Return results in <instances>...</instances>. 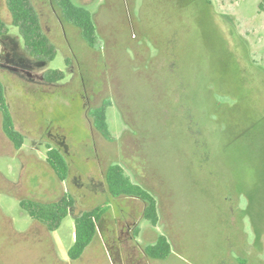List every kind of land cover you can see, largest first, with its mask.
I'll return each mask as SVG.
<instances>
[{
  "label": "rangeland",
  "instance_id": "obj_1",
  "mask_svg": "<svg viewBox=\"0 0 264 264\" xmlns=\"http://www.w3.org/2000/svg\"><path fill=\"white\" fill-rule=\"evenodd\" d=\"M30 1L55 56L35 63L0 0V80L24 137L15 149L0 128V264H264V0H73L92 12L93 48L56 0ZM103 99L113 141L87 114ZM113 162L156 197V226L140 200L109 195ZM64 192L74 204L49 233L20 205ZM95 206L107 212L72 260L74 218ZM160 233L171 254L149 260Z\"/></svg>",
  "mask_w": 264,
  "mask_h": 264
},
{
  "label": "trees",
  "instance_id": "obj_2",
  "mask_svg": "<svg viewBox=\"0 0 264 264\" xmlns=\"http://www.w3.org/2000/svg\"><path fill=\"white\" fill-rule=\"evenodd\" d=\"M59 18L63 24L77 29L83 42L93 48L96 42V26L92 12L88 7L77 4L73 0H56ZM11 23L18 27L24 46L29 54L35 57L38 66H46L55 56V46L43 33L42 22L38 12L30 0H7ZM5 23L0 18V38L5 31ZM64 31V30H63ZM65 77L60 69H48L44 78L49 83H57ZM111 101L103 99L87 114L91 127L105 140L113 141L107 120V107ZM0 128L15 149L21 148L24 142L23 134L16 128L4 85L0 80ZM46 162L60 181L68 177V163L56 147L49 146L46 152ZM104 181L107 191L114 198H136L143 203L142 218L152 226L158 223V202L156 197L139 182H135L117 162L110 163L104 170ZM74 198L69 192L50 201L37 199H21L20 205L29 216L43 226L46 233L58 228L61 220L68 214ZM107 212V206H95L85 210L74 218V241L68 249V257L72 260L80 258L86 247L96 235L98 221ZM144 255L151 260H164L171 254L170 243L165 234H158L152 243L143 248Z\"/></svg>",
  "mask_w": 264,
  "mask_h": 264
},
{
  "label": "crops",
  "instance_id": "obj_3",
  "mask_svg": "<svg viewBox=\"0 0 264 264\" xmlns=\"http://www.w3.org/2000/svg\"><path fill=\"white\" fill-rule=\"evenodd\" d=\"M84 6H85V5H84ZM141 214H142V213H141ZM153 241H154V240H153ZM153 241H152V242H153ZM152 242H150V243H152Z\"/></svg>",
  "mask_w": 264,
  "mask_h": 264
}]
</instances>
